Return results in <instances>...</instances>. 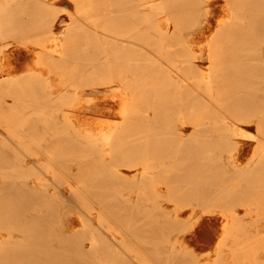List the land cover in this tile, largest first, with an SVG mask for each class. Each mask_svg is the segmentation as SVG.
<instances>
[{
	"label": "rangeland",
	"instance_id": "rangeland-1",
	"mask_svg": "<svg viewBox=\"0 0 264 264\" xmlns=\"http://www.w3.org/2000/svg\"><path fill=\"white\" fill-rule=\"evenodd\" d=\"M77 1L92 2L93 12L86 16L85 13L79 11V5L75 0H12L10 5H6L5 2L0 3V9L8 11L0 13V51L4 50V53L0 54L1 58L13 50H23L29 51L31 58L34 59L38 48L31 44L47 42L53 33L62 41L65 40L63 55L60 58L64 60V69L51 72L46 65H37L38 70L36 71L41 70L45 74L44 78L32 73L25 74V76L23 74L12 85L4 86L3 92H0V104L17 109L14 113H17L16 116H13L14 110L9 113L13 116L10 117L12 120L16 117H23L25 120L34 118L41 125L42 121L51 119V122L63 125L55 126V128L52 126L39 127L40 131L37 137L29 136L32 140L28 141L27 133L23 129H16V133L6 132L5 120L0 118V135L6 139L4 143L7 144L0 145V149L3 150L8 146L15 151V159H11L14 161L7 165L0 164V177L7 172L13 173L15 177H19L21 174L25 182L35 186L38 202L40 200L42 203L44 200L47 201L43 207L39 208L43 209L42 213L45 212V215L52 208H59L54 213L58 218L68 217V213L65 212L70 211H77L87 218L86 207L82 205L86 203L98 209L99 204L94 202L95 199L92 195L99 194L100 190H93L90 194L87 191L88 185L97 176V179L105 180L102 187L115 189L125 199L142 202V205H136L138 208L159 209V195H170L172 192L169 187L160 183V179L168 172L172 174L183 169L178 165H174L175 167L172 164L163 165L161 157L157 154L164 145L163 140L161 141L164 136H161L163 131L157 130L158 120L155 114L161 111L156 107L161 105V98L166 96L169 107L168 115H171V126L166 127L165 132L184 129L190 136L195 128H208V136L205 134L202 139L210 140L218 138L217 135L227 136L231 134L229 131H235L238 134L236 135L238 141H241L245 147L242 151L244 154L242 162L236 169L225 160L221 153L226 152L225 146L220 145V141H217V144L221 147L216 149H214L216 144H207L205 153L202 152L201 156L197 157L202 158L203 162L210 157V160L221 163L220 165L214 162L215 164L212 165V171H214L209 177H206L207 180L212 179L215 182L221 180L226 171L232 174L234 171L237 174H242L241 170L249 168L250 172L255 170L254 174L258 173V175L255 174L257 176H253L255 182L248 184L249 191L256 190L263 193L264 154L261 155V158L259 155H255L253 145L258 142L264 143V128L257 132L252 128L256 123L248 124L241 121L243 118L236 116L238 111L239 114L241 113L239 108V110L229 109L223 103L243 95L244 85L240 84V70L237 69V65L241 63L239 61L241 54H253L261 59L258 61L256 58L257 61L254 62V65H259L263 69L260 71L248 70V74L250 72H252L250 75L264 73V0H206V2L205 0H179L184 1L185 6L174 13L169 12L165 7L170 0ZM198 1H203L201 6L194 5ZM52 2H54L57 11L50 7L49 4ZM208 6L211 10V17L207 23L204 13ZM202 8H204V13L200 16L198 9ZM221 19L223 20L222 24L219 22ZM206 24L210 25L207 27ZM205 25L206 27H204ZM200 32L205 33V35H201L204 37L198 36L194 40V36L199 35ZM65 35L67 36L65 37ZM227 51L239 52L237 55L233 53L235 57L232 63L226 59L228 58ZM68 59L70 60L67 61ZM133 60H137V63L142 60V63L140 62L136 67ZM93 64L103 68L98 75L91 74V70L83 74L79 68L81 66L92 68ZM174 64L177 65V68L174 67ZM224 65L230 67V70L222 69ZM204 72L209 76L208 79L203 78ZM163 74H166V82L163 89L160 90L162 81L165 79L162 77ZM47 76L49 79L46 78ZM251 79L252 76L249 77V88L255 87L254 83L256 85L264 83V78L260 79V76L257 78L258 80ZM164 89L168 90L167 95ZM20 90L38 94V100H30L24 94L20 100L17 98V91ZM12 94L16 97L14 98ZM251 95L249 94L247 97L252 98ZM22 99L27 100L20 103ZM44 99L49 100L47 109L41 107L45 102ZM81 99L86 101L85 111L87 114L93 116L96 114L116 123L102 134L98 132V128L91 127V132L87 133L82 128L73 127L67 113L72 112L77 106L76 103H79L78 101ZM263 99L259 102V108L262 106L261 112H264ZM123 105H125V109L121 115L119 112ZM15 106L19 108H15ZM34 106L40 107L33 109ZM234 106L237 105L234 104ZM91 107H99L100 110L89 113L88 109ZM256 109L258 110V108ZM248 110L247 117L253 113L252 108ZM196 115H200L199 122H197L200 125L195 127L187 120ZM92 123L93 121H91V125ZM155 131L159 134H156ZM243 132L251 134L254 141H249V137H244ZM172 134L166 136L176 139L177 134L174 133V137ZM148 135L151 137L147 138ZM212 135L214 136L212 137ZM19 137H22L21 142ZM44 137L49 139L56 137L62 141L51 143L54 147L41 148ZM64 138L70 139L63 142ZM202 139L197 141L202 144ZM63 145L82 146V148L73 158L67 155L70 151L59 148ZM155 147L158 149H154ZM209 151L211 154H216L217 157L216 155H207ZM166 153L164 158L170 162L172 153L171 151ZM61 154L67 155L66 158L70 160L71 164L66 168L52 165L55 160L61 158ZM183 159H191V155H182L178 163ZM21 161L25 165H20ZM86 162L89 166L86 165L88 172L85 175L68 174L69 169L74 170V173L75 171L81 172ZM150 163L153 165L149 166ZM257 163H259L258 166ZM29 166L31 169L27 168ZM199 167L203 175L205 168L209 170L202 163L199 164ZM216 170L221 171L216 172ZM82 175L84 176L83 184L86 185L78 189L80 185H78V181ZM183 176L186 178L190 174L184 173ZM237 176V184L246 185L239 178L242 176ZM257 177H263V182H259ZM233 182L235 183V181ZM216 188L211 189V195L221 193L222 189ZM238 189L235 192L240 193ZM4 190L5 186L2 185L0 196ZM107 200L103 199L104 202ZM198 200L192 204L196 205ZM49 206L51 207L49 208ZM183 206H185L183 208L185 211L191 208L190 205ZM8 207L15 208L14 206ZM225 207V205L210 206L208 209L198 207L196 211L204 212V218L208 220L210 215L220 216L219 212L225 211ZM71 208L75 210H71ZM230 208L236 216L240 217L241 223L233 231L234 236H230V234V237L228 236L227 240L230 244L227 245L226 250L230 249V253L226 254L227 257L224 260H222V233L224 231H221L222 225L218 220L213 224L216 229L211 247L215 258L214 264H249V260L254 257L246 258L239 252L231 255V250L240 251L241 248L251 244L257 238V233H261V236L264 235V218L260 219L259 217V214L264 212L262 209L264 207L256 204L248 205L245 202L240 205L232 203ZM249 209L253 213L251 216L247 215ZM95 215L89 223L91 228L100 231L97 226L100 221ZM28 221L29 224L27 222L22 226L20 220L12 221L0 217V264H29L26 261L16 260L19 253H24L23 255L27 257L26 253L31 248L28 244L30 238L28 229L35 219ZM190 224L186 225L187 229L182 228L184 232L181 229L177 230V233H183L180 236L186 237L189 243L192 242L191 232L193 231L192 228L189 229ZM244 226L247 230L243 228L242 232L244 231V233H242L241 229ZM91 228L90 231L93 229ZM100 232L102 236H105L103 231ZM178 237L176 238L178 239ZM262 242L264 243V239ZM177 246L179 243L175 247ZM262 247L264 244L259 247V250H253L254 247L249 250V252L256 251L249 255L262 259L259 264H264V248ZM187 255L186 263H200L192 253H187ZM150 261L152 264H156L150 258H144L143 262L139 264H150ZM133 264L138 263L134 262Z\"/></svg>",
	"mask_w": 264,
	"mask_h": 264
},
{
	"label": "bare ground",
	"instance_id": "bare-ground-1",
	"mask_svg": "<svg viewBox=\"0 0 264 264\" xmlns=\"http://www.w3.org/2000/svg\"><path fill=\"white\" fill-rule=\"evenodd\" d=\"M75 1L77 5H79V11L85 13L86 16L87 14L93 12L92 2H78L77 0ZM4 2L6 3V5H10L12 0H0V3ZM148 3L151 4L150 2ZM202 3L203 1H198L194 5L201 6ZM49 5L54 11H57L55 10L54 2L50 3ZM184 6L185 2L179 0H170V2L165 5L167 10L171 13L176 12L179 8H182ZM65 11L69 12L67 9H65ZM7 12L8 11L6 9H0V13L2 14ZM203 13L204 8L200 10L198 9V15L201 16L203 15ZM204 16H206L208 23L211 17V10L209 6L206 10V13H204ZM222 21V19L219 20L220 23ZM206 25L208 27L210 24ZM206 25L204 27H206ZM22 32H25V30H22ZM201 32L199 33V35L194 36V40H196L198 36L201 38L204 37H202L201 35H205V33ZM66 36L67 35H65V37ZM64 41H62L60 37L55 36V34L53 33L51 37H49V40L47 42L31 44L38 48L35 54L36 57L34 59L31 58V54L29 53V51L25 52L23 50H13L8 55H4L2 58L0 57V92H3L4 86H8L7 84L12 85L13 82L15 80H18L17 78L22 77L23 74L25 76V74L32 73L38 77L44 78L45 74L41 70L36 71L38 70V66H40V64L46 65L51 72H57L59 69H64V60L60 59L63 55L62 51L65 47L63 43ZM1 53H4V50H1L0 54ZM233 53L237 55L239 52L227 51L228 58L226 59H229L231 62L229 60L228 62L230 63H232L235 57L233 56ZM243 54H241V59L239 60L241 62L240 65H237V69L240 70V84L244 85L243 95L238 98L225 101L223 104L226 106V108L229 109H240L241 113L239 114L238 111L236 116L243 118V120L241 121L248 124L251 122L256 123V125L252 123V128H254L257 132H260V129L264 128V112L260 111L262 106L259 108V102H261L264 98V83L261 82L258 85L254 83L255 87L249 88L248 81L250 76H252L251 80H258L257 78L259 76L260 79H263L264 73L260 75H258L257 73L250 75L252 72L248 74L247 71L254 69L260 71L263 68H261L259 65H254L255 61L261 60L260 58L256 57V55L245 53ZM69 60L70 59H68L67 61ZM140 62L142 63V60H140L138 63L137 60H133V64L136 67ZM94 64L92 65V68L88 66H81L79 68L82 70L81 72H83V74H86L89 70H91L92 72L89 71L91 74L98 75L102 72L101 69L103 68ZM130 65L132 66V64ZM174 67L177 68V65L174 64ZM222 69L227 71L230 70V67H225L224 65L222 66ZM201 70L204 71L202 68ZM165 76L166 74L162 75V77L165 79L162 81L160 90L163 89L164 83L166 82ZM208 77L209 76L204 72L203 78L208 79ZM46 78L49 79V76H47ZM164 92L166 95L168 94V90L164 89ZM23 94L28 96V99L30 100H38V94H31L28 90L17 91V98L20 99ZM247 94H252V98L247 97ZM12 96H14V98L16 97V95L13 94ZM26 100L22 99L20 103L25 102ZM44 101L47 103L44 102L41 107L47 109L49 107V100L44 99ZM78 102L79 103H76L77 106H75V109H73L72 112L67 113V116L70 119L69 122L72 123L73 127H76L77 129L82 128L86 130L87 133L91 132V127H93L94 129L98 128V132L102 134L104 133V131L111 128L112 125L116 123L115 121L101 118L96 114L95 116L87 114V112L85 111L86 101L84 99H81ZM167 103L168 100L165 96L161 98V105L156 107V109L161 111L158 114H155V117L158 120L157 130L163 131L161 133L163 135L161 136H164L161 139V141L163 140L162 143L164 145L161 147V150L157 152V154L161 157L163 165H178L183 169L172 174L168 172L163 175L164 177L160 179V183L169 187L172 192H170V195H159V209L145 210L143 208H138L136 205L140 206L142 205V202H133L134 200L132 199H125L124 196H122L115 189L111 190L109 188L102 187L103 183H105V180L101 178L97 179V176L95 180L92 179L91 184L88 185L87 191L90 194L93 190H100L99 194L92 195V197L95 199L94 202L99 204L98 209H95L93 206H89L86 203L82 205L83 207H86L85 209L87 218L83 217V215L78 213L77 211L65 212L66 214L68 213V217L65 216L66 218L64 217V219L61 217L58 218L54 213L55 211H58L59 208H52L51 210L47 211L48 213H46L45 215V212L42 213L43 209L39 208L43 207L44 204L47 203V201L44 200L42 203V201L40 200L38 202V194L35 186L33 187L29 183L25 182V180L21 177V174H19V177H15L13 173L7 172L4 173L2 177H0V188L2 187V185L5 186V190L0 196V207H2L0 208V217L7 218L9 220L11 219L12 221L20 220L22 226H24L27 222L29 224L30 222L28 220L34 221L35 219V222L31 224L29 229L27 227L30 234L28 244L31 247L30 250L26 253L27 257L23 255L24 253H19L16 260L26 261L29 264H133L134 262L139 264L143 262L144 258H150L151 260L156 262V264H191L190 262L186 263V261H188L187 253H192L195 257H197V260L200 262L199 264H214L215 258L213 257L214 255L212 253L211 247L213 236L216 230L213 227V224L216 223V220H218L222 225L221 231H224L222 233V260L227 257L226 254L230 251V249L226 250L227 245L230 244L227 239H229V237L233 235V231H235V229L241 223L240 217L236 216L234 214V211L230 208L231 204L233 203L240 205L241 203L246 202L248 203V205L256 204L260 207H264V191H262L263 193L256 190L252 192L249 191L250 189L248 187V184L255 182L253 181V176H257L258 173H255L257 174L255 175V170L250 172L249 168H247V170H241L243 171L242 174H237L235 171L233 172L234 174H232L227 173L226 171V174L223 173L224 177L221 180L214 182V180L210 179V181H208L206 177H209L210 174L214 171H212V165L217 162L210 160V157L207 158V161L203 162L201 161L202 158L200 159L199 157H197L199 155L201 156L202 152L205 153V149L207 148L206 145L216 144L214 146V149L221 147V144L222 146H225L226 152L221 153L223 154L225 160L229 162V164H232L233 168L236 169L239 168V163L242 162L244 155L242 151L243 149H245L244 145L241 144V141H238L236 137V135L238 134H236L235 131H229L231 134L227 136L217 135L220 139L216 137V139L211 138L210 140L202 139L205 137V134L207 135L209 131L208 128H195L192 130L190 136L187 135L184 129H179L176 132H165V128L171 126V115H168L169 107ZM234 104H236L237 106H234ZM210 105L213 106L211 103ZM39 107L40 106H34L33 109H37ZM15 108L19 107L15 106ZM250 108L253 109V113L252 115L247 117V112ZM256 108H258V110ZM124 109L125 105L121 107L119 114L122 115ZM0 110V118L5 120L4 128L6 129V132L10 131L11 133H16V129H23L27 133L26 139L28 141H31V138L37 137V134L40 131L39 127L45 128L48 126H52L55 128V126H63L62 124H58L56 121V124L51 122V119L42 121L41 123L43 124L41 125L40 123L35 121L34 118L33 120H25L23 117H16L12 120L10 117L16 116L17 113H14L17 109L12 108L11 106L0 104ZM99 110V107H91L88 109V111H90L89 113H93L96 111L98 112ZM11 112L13 113V116L12 114H9ZM79 116L82 117L79 118ZM199 118L200 115L192 116L187 120V122L191 125H195L196 127L197 125H200V123H197L199 122ZM91 121H93L92 125ZM181 123L183 125L184 122L182 121ZM155 132L156 134H159V132ZM171 133H173V137L174 133L177 134V138L173 139L172 137L170 138L166 136ZM242 135L244 137H249V141L253 140L251 134L243 132ZM213 136L214 135H212V137ZM22 137H19L20 142L22 141ZM56 137H52L51 139H49L48 137L42 138L43 147L41 148L54 147L51 145V143H60V141H62V139H57ZM150 137L151 135H148L147 138ZM69 139L70 138H64L63 142H66ZM200 139H202L203 141L202 144L197 141ZM4 140L6 141V139L0 135V145L5 146L4 144L6 143H4ZM217 141L221 142L219 143L220 145L217 144ZM232 141L234 142L233 145L236 144L235 146L232 145ZM44 142H47L48 144H44ZM191 144L195 145L190 146ZM59 148L70 151L67 155H70L74 158L77 151L82 148V146L63 145L59 146ZM156 148L158 149V147H155L154 149ZM148 149H150V147H148ZM253 149L255 155H259L261 158V155L264 154V143L258 142L257 144H254ZM169 151H171L172 153L170 162L166 160V158H164V156L167 154L166 152ZM184 154L191 155V159H183L182 161H180V163H178L180 157ZM61 155L63 156V158L61 156V158H59V160H55L52 165L66 168L71 164L69 163L70 160L66 158L67 155ZM207 155L211 156L216 154H211L209 151V154ZM11 159H15V151L11 147L6 146V148H4L3 150L0 149V164L7 165L11 161H14ZM201 163L209 169L206 170L205 168L204 175L202 173V170H200L201 168L199 167V164ZM21 164L25 165L23 161L20 162V165ZM84 164L85 165H83L81 172L75 171L74 173V170L69 169L67 171L68 174L85 175V173L88 172V170L86 169V165L89 166V164L88 162ZM217 164L221 165V163ZM258 164L259 163H257V166ZM148 165L151 166L153 165V163H150ZM30 167L31 166L27 168L31 169ZM219 171L216 170V172ZM256 171H258V168H256ZM184 173H189L190 176L184 178ZM83 175L82 178H80V180L78 181V185L80 184L78 189H81V187H84L86 185L83 184ZM237 175L242 176L239 178H241L243 182L246 183V185L240 186L239 184H237ZM257 179L259 182H263V177H257ZM233 181H235V183ZM212 188L222 189L221 191L219 190L221 193H215L214 195H211L210 191ZM236 189H238L240 193L235 192ZM103 199L108 200L104 202ZM197 199H199L198 202H196V205H193L192 203ZM11 202H13L14 204H12ZM91 204L93 203L91 202ZM183 205H190V210H183V208L185 207ZM222 205L226 206V210H223V212H219L221 214L220 216L210 215V218L208 220H205L204 212L198 213L196 211L198 207L208 209V207L210 206ZM8 206H14L15 208H9ZM50 207L51 206H49V208ZM236 207L238 206L236 205ZM262 209L264 210V208ZM71 210L75 209L71 208ZM251 212L252 210L249 209L247 211V215L251 216L253 214ZM94 214H96V218L98 219V221H100L99 225H97L98 229H100V231H103L105 236H102L101 232L99 230H96V228H91V224L89 223V221H92V217L94 216ZM259 217L260 219L264 218L263 211L259 214ZM187 222L191 223V227H189V229L192 228L193 230L191 232V243L186 240V237L184 238L180 236L181 234H183L182 232H184L182 228L187 229L186 225L189 224H187ZM196 227L197 229H195ZM90 228L93 232L90 231ZM243 228L245 229V226L242 227V229L240 228L241 232ZM179 229L182 230L181 233H177V230ZM242 233H244V231ZM177 236H179L178 239L176 238ZM263 236L264 235L261 236V233H257V238L251 244H248L245 247L241 248L240 251H234L232 249L231 255L235 254L236 252L238 254L239 252L240 255L245 256L246 258L254 257L252 260H249V264H259L260 262H262L260 261L262 259L255 258V256L253 255H249L256 252H249V250L252 247H254L252 248L253 250H259V247L264 244L262 242V240L264 239ZM177 242L179 243V246L175 247L176 244H178ZM150 264H152L151 261Z\"/></svg>",
	"mask_w": 264,
	"mask_h": 264
}]
</instances>
